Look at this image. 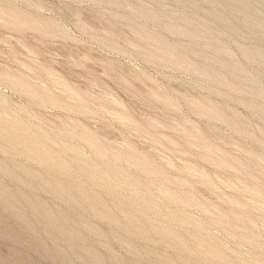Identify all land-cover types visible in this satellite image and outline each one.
<instances>
[{"label": "rangeland", "instance_id": "rangeland-1", "mask_svg": "<svg viewBox=\"0 0 264 264\" xmlns=\"http://www.w3.org/2000/svg\"><path fill=\"white\" fill-rule=\"evenodd\" d=\"M0 264H264V0H0Z\"/></svg>", "mask_w": 264, "mask_h": 264}]
</instances>
